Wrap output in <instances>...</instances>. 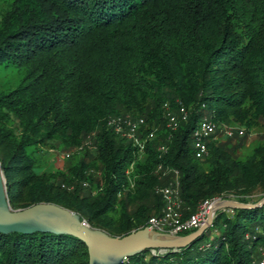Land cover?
Wrapping results in <instances>:
<instances>
[{
	"label": "trees",
	"instance_id": "trees-1",
	"mask_svg": "<svg viewBox=\"0 0 264 264\" xmlns=\"http://www.w3.org/2000/svg\"><path fill=\"white\" fill-rule=\"evenodd\" d=\"M6 68L17 77L0 87V166L13 209L52 202L117 236L161 212L155 186L170 178L165 168L178 170L183 217L205 198L264 195V141L242 156L243 143L228 139L243 135L221 141L218 131L201 159L192 145L204 117L247 131L264 123V0H11L0 13ZM165 103L175 112L183 105L188 118L168 128ZM127 113L144 118L140 132H156L142 160L140 147L107 125ZM89 133L96 154L88 161L36 170L42 144L71 147ZM261 247L264 203L219 209L188 245L146 249L125 264H258ZM87 261L76 236L0 232V264Z\"/></svg>",
	"mask_w": 264,
	"mask_h": 264
},
{
	"label": "water",
	"instance_id": "water-1",
	"mask_svg": "<svg viewBox=\"0 0 264 264\" xmlns=\"http://www.w3.org/2000/svg\"><path fill=\"white\" fill-rule=\"evenodd\" d=\"M262 203H264V195L256 202L220 197L212 202L206 221L187 234L157 231L145 225L127 234L114 236L86 223L76 211L52 202H36L23 208H11L0 166V232L49 231L76 236L86 246L87 264H125V260L132 254L146 249L161 251L184 247L201 236L203 230L212 224L217 210L255 207Z\"/></svg>",
	"mask_w": 264,
	"mask_h": 264
},
{
	"label": "built area",
	"instance_id": "built-area-1",
	"mask_svg": "<svg viewBox=\"0 0 264 264\" xmlns=\"http://www.w3.org/2000/svg\"><path fill=\"white\" fill-rule=\"evenodd\" d=\"M167 125L169 128H175L180 120L188 118V111L183 105H179L178 111H173L169 108V105L165 103ZM107 125L114 130L118 135L124 138L126 141L130 140L133 144L140 147L142 151L143 146L139 143V134L141 126L144 124V118L132 117L130 115H116L107 118ZM193 141L195 156L199 159L208 154V146L206 139L209 136L214 137L218 131L223 133V136L229 137L234 133L239 136L243 135L244 130L236 126H223L215 121H211L207 118L199 120L197 126L193 129ZM147 139L154 137V132L149 131L146 135ZM68 156V154H67ZM128 173V170H127ZM174 187L178 186V180L174 181ZM172 187L171 184L159 187L156 191L161 193L164 206L158 215H151L147 219L146 225L157 231H168L171 233H179L182 231H188L189 229L197 228L207 219V213L212 202L220 196L213 198L203 199L195 208L194 211L183 217L182 203L179 197L177 188ZM261 257L258 260V264H264V247H261ZM152 251H155L152 249Z\"/></svg>",
	"mask_w": 264,
	"mask_h": 264
},
{
	"label": "rangeland",
	"instance_id": "rangeland-1",
	"mask_svg": "<svg viewBox=\"0 0 264 264\" xmlns=\"http://www.w3.org/2000/svg\"><path fill=\"white\" fill-rule=\"evenodd\" d=\"M10 2L11 0H0V13H4L6 10L9 9ZM16 74L17 73L13 68L0 69V87L1 88L10 87L11 84L16 80L15 79L17 77ZM127 114L132 116L131 113H127ZM221 124L226 127L236 126L244 130L243 132L244 134L242 138L232 137L228 139L229 141L228 147L231 146L232 143L238 141H241L243 143L242 147L239 149V151H237L242 156L249 154L259 141H264V123H262V125L258 124L257 126L251 127L250 130L248 131L245 129L244 125L233 124V123L231 124L221 123ZM165 125L168 127L167 123H165ZM146 135L147 134H144V132H141L139 134V139H140L139 143L142 146L146 141H148ZM154 137H156V132L154 133ZM217 139L221 141L226 140L224 139V136H218ZM158 147L161 150L167 148L165 144H160L158 145ZM95 154H96V148L94 144V133H89L85 135L81 143H78L71 147H64L57 140L56 141L49 140L48 142L42 144V146L38 147V149H36L33 155H34L35 163L38 165V168H36L37 171H42L43 169L46 171H56L57 168L66 171L75 162L81 159H84L86 162L91 157L95 156ZM143 155H144V151H140L138 154V160H142ZM131 169L132 167L130 166L129 170L131 171ZM161 169L162 167L159 170ZM162 175H170V178L167 180L165 184H158L157 186H155V189H158L159 187L166 186L169 184H171L172 187H174L175 185L174 181L178 180L179 178L178 170L176 168H172V169L165 168L164 170H162ZM98 176H99V171L96 170V172L94 173L95 180L99 178ZM174 188H177L178 192H180L179 185Z\"/></svg>",
	"mask_w": 264,
	"mask_h": 264
}]
</instances>
